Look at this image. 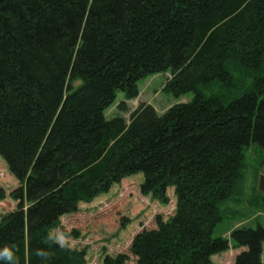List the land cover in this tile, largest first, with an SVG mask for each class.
Masks as SVG:
<instances>
[{"label": "trees", "instance_id": "trees-1", "mask_svg": "<svg viewBox=\"0 0 264 264\" xmlns=\"http://www.w3.org/2000/svg\"><path fill=\"white\" fill-rule=\"evenodd\" d=\"M235 72L259 74L240 97L200 91L238 86ZM163 73L165 92L194 99L108 117L119 93L128 112L139 83ZM249 146L264 153V0H0V157L18 182L0 187L17 205L0 220L12 253L0 264H88L89 247L54 231L78 239L62 218L135 175L164 204L173 189L174 215L102 264H215L231 242L247 248L233 264H263L264 226L215 236Z\"/></svg>", "mask_w": 264, "mask_h": 264}, {"label": "rangeland", "instance_id": "rangeland-1", "mask_svg": "<svg viewBox=\"0 0 264 264\" xmlns=\"http://www.w3.org/2000/svg\"><path fill=\"white\" fill-rule=\"evenodd\" d=\"M245 72V71H243ZM246 77L240 73H234L235 80H240L238 86L228 88L216 83L211 87H199L200 91L207 96H224L226 101L234 97H240L252 87L255 76ZM170 73L150 76L139 83V97L128 101V112H121L120 104L124 100V94L119 93L116 102L108 110V117L122 115L127 120L130 114L141 104H151L158 113L163 114L175 104L191 102L196 93L190 92L182 97H175L165 92L164 88ZM243 83V85H241ZM126 102V101H125ZM254 145V144H253ZM264 153L255 146H249L246 152L247 177L242 185L240 193L234 200L224 206L228 212L224 214L223 222L217 227L215 236H221L230 240L231 233L240 228H257L264 226V200L258 191L260 177L264 176ZM143 182L142 175H135L124 179L115 185L105 196L96 199L91 204H82L77 214L67 215L62 218V226L67 231L74 230L80 233V237H65L60 230L54 231L57 241L73 248L82 249L89 247L87 255L88 264H102L105 255H117L128 253L134 237L144 229L156 226L155 219L162 216L168 220L174 215L176 198L173 189L168 190L169 204L152 196H145L140 191ZM0 187L8 194L18 187L17 180L8 173L4 160L0 157ZM259 198V200H258ZM250 200L252 204H250ZM16 202L8 198L0 202V220L3 215L16 208ZM262 260L264 264V243L262 245ZM247 248L236 246L231 242L230 249L226 252L213 256L215 264H233L236 257ZM127 264H135L131 256Z\"/></svg>", "mask_w": 264, "mask_h": 264}, {"label": "clouds", "instance_id": "clouds-1", "mask_svg": "<svg viewBox=\"0 0 264 264\" xmlns=\"http://www.w3.org/2000/svg\"><path fill=\"white\" fill-rule=\"evenodd\" d=\"M0 257L7 260H12V253L9 249L5 248L2 251H0Z\"/></svg>", "mask_w": 264, "mask_h": 264}, {"label": "water", "instance_id": "water-1", "mask_svg": "<svg viewBox=\"0 0 264 264\" xmlns=\"http://www.w3.org/2000/svg\"><path fill=\"white\" fill-rule=\"evenodd\" d=\"M259 189L261 192L264 193V176H261L260 177V186H259Z\"/></svg>", "mask_w": 264, "mask_h": 264}]
</instances>
